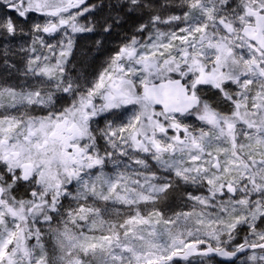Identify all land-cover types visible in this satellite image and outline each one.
Returning a JSON list of instances; mask_svg holds the SVG:
<instances>
[{
	"label": "snow or ice",
	"instance_id": "1",
	"mask_svg": "<svg viewBox=\"0 0 264 264\" xmlns=\"http://www.w3.org/2000/svg\"><path fill=\"white\" fill-rule=\"evenodd\" d=\"M0 264H264V0H0Z\"/></svg>",
	"mask_w": 264,
	"mask_h": 264
}]
</instances>
